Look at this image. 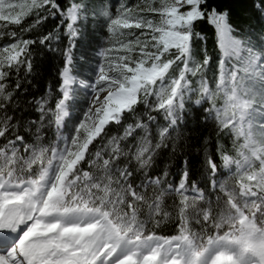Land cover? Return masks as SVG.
<instances>
[{
	"label": "snow or ice",
	"instance_id": "6c2138e0",
	"mask_svg": "<svg viewBox=\"0 0 264 264\" xmlns=\"http://www.w3.org/2000/svg\"><path fill=\"white\" fill-rule=\"evenodd\" d=\"M248 14L0 0V264H264V0Z\"/></svg>",
	"mask_w": 264,
	"mask_h": 264
},
{
	"label": "trees",
	"instance_id": "16d2710c",
	"mask_svg": "<svg viewBox=\"0 0 264 264\" xmlns=\"http://www.w3.org/2000/svg\"><path fill=\"white\" fill-rule=\"evenodd\" d=\"M134 2V0H130ZM256 0H218V3L223 6L224 4H229L232 7L234 17H239L241 21L244 22H254V15L249 16L248 9L251 7ZM198 29L204 31L206 35L210 36V29H207L204 25H198ZM202 46V44L200 45ZM209 52H212V42L211 39L208 41ZM215 56V53H212Z\"/></svg>",
	"mask_w": 264,
	"mask_h": 264
}]
</instances>
